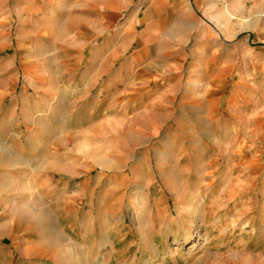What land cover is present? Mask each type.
<instances>
[{
    "label": "rangeland",
    "instance_id": "obj_1",
    "mask_svg": "<svg viewBox=\"0 0 264 264\" xmlns=\"http://www.w3.org/2000/svg\"><path fill=\"white\" fill-rule=\"evenodd\" d=\"M13 3L0 0V206L25 200L33 168L45 169L63 187L62 210L74 213L63 226L77 233L89 214L98 239L106 229L115 230L102 237L112 247L129 239L123 257L114 255L119 244L100 247L98 264L111 251L110 264H264V0H193L200 24L187 26L185 61L171 78L178 88L166 99L149 87L142 105L129 97L73 106L58 101L56 80L55 101L32 83L57 60L33 49L40 33L21 27L26 13ZM42 133L49 149L34 155ZM146 193L161 197L177 224L144 226L154 249L137 228ZM184 203L197 225L212 224L189 240ZM73 260L67 253L57 264Z\"/></svg>",
    "mask_w": 264,
    "mask_h": 264
},
{
    "label": "crops",
    "instance_id": "obj_2",
    "mask_svg": "<svg viewBox=\"0 0 264 264\" xmlns=\"http://www.w3.org/2000/svg\"><path fill=\"white\" fill-rule=\"evenodd\" d=\"M14 2L17 11L26 13L21 27H31L33 33H40L33 49L48 52L57 60L51 71L40 67L34 72L37 75L32 83L43 91L45 99L55 101L56 95L51 91H55L52 84L56 80L61 93L58 101L65 106L87 98H91L93 105L97 100H110L112 104L129 97L142 105L143 91L149 87L156 99H166L178 88L171 78L185 61L187 26L200 24L195 20L193 0ZM53 74L57 79L48 76ZM69 100L74 102L68 103ZM41 140L32 148L33 154H38L36 149L40 145L41 153L49 149V137L42 133ZM49 181L45 169L33 168L26 185L30 193L24 196L25 200L0 206V214L12 213L10 218L0 216V264H57L59 260L64 262L67 253L74 257L72 264L85 256L86 260L89 257L86 264H94L102 237L111 236L112 240L113 233L109 232L112 230L108 229L98 239L89 214L77 233L63 226V220L74 213L62 210L63 187Z\"/></svg>",
    "mask_w": 264,
    "mask_h": 264
},
{
    "label": "bare ground",
    "instance_id": "obj_3",
    "mask_svg": "<svg viewBox=\"0 0 264 264\" xmlns=\"http://www.w3.org/2000/svg\"><path fill=\"white\" fill-rule=\"evenodd\" d=\"M152 187V185H148V189L146 190H150V188ZM121 191V187L120 185H115L114 188L112 189V193L113 195H117L119 194V192ZM179 194V193H178ZM182 197L178 198L179 200H182L181 199ZM183 201V200H182ZM180 201V202H182ZM142 205H141V212L138 214L137 218L138 220L140 221L141 219V226H137V228L141 231V235L143 237V240L146 244V247L147 248H150L152 247L153 249L156 247V246H152V243H151V240L152 239H155V237H153V233H149L145 230V225H151V226H154L155 225V221L157 219H162V221H165L168 219L167 223H168V226L167 228L168 229H171L173 228L174 226H176L177 224L175 223L174 220H172L171 218V215H173L172 213L169 214L167 208H165L164 206V203H163V199H161V197H158V198H153L151 193H146L143 197V201H142ZM120 208V207H119ZM199 211V210H198ZM183 213H186V215L188 216V223L189 225H187L185 227V230H186V235L184 237L183 240H189L191 239L192 237H194V234L195 233H198L199 234V229L202 227V226H205L207 229L208 227L212 226V224L209 222L208 223V220L209 219H204V220H200V226L197 225L198 223H196V220L198 219V217H200L199 215H197V211L195 212V209L193 206H187L186 203H184V205L182 206V209H181V217H183ZM141 214V216H139ZM196 218V219H195ZM137 220V221H138ZM140 224V223H139ZM138 230V231H139ZM109 231V230H108ZM112 231H115L112 229ZM94 232V231H93ZM120 233V232H119ZM93 234V233H92ZM109 235V234H108ZM93 237V235L91 236ZM94 238V237H93ZM107 240H110L111 239V236L109 238H106ZM60 240V239H59ZM95 240V239H94ZM107 240H101V242L96 243L98 244L99 246V250H100V247H104V248H107V247H110V250L113 249L114 250V247H117L118 244L120 246V249L119 251L117 250H114V255L116 257H118V253L121 255L125 252V250L127 248H129V244L128 243H121L119 242L116 246H114V239H113V247L111 246L110 243H108ZM181 240L178 239L177 242H180ZM56 242V241H55ZM110 245V246H109ZM96 246V245H95ZM97 248V247H96ZM89 249V248H88ZM157 250V248H156ZM108 254V253H106ZM173 254V253H172ZM93 255V254H92ZM96 257L94 259L95 262H97L98 260H100V258L102 256H104L103 254H95ZM114 255H112V251L110 252L109 254V257H108V261H106L107 264H110L112 262V258H116ZM175 255V254H173ZM156 257V256H155ZM83 258V257H82ZM110 260V262H109ZM72 261V260H71ZM81 264H86L85 263V260L81 259ZM99 262V261H98ZM98 262L96 264H98ZM114 262V261H113ZM99 264H105V261L104 262H100Z\"/></svg>",
    "mask_w": 264,
    "mask_h": 264
}]
</instances>
